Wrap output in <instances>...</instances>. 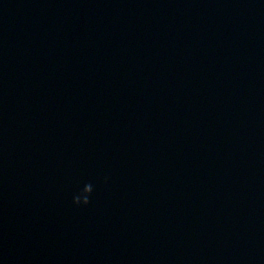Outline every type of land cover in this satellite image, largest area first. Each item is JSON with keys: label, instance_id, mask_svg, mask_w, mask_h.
Returning <instances> with one entry per match:
<instances>
[{"label": "water", "instance_id": "1", "mask_svg": "<svg viewBox=\"0 0 264 264\" xmlns=\"http://www.w3.org/2000/svg\"><path fill=\"white\" fill-rule=\"evenodd\" d=\"M0 264H264V0H0Z\"/></svg>", "mask_w": 264, "mask_h": 264}]
</instances>
